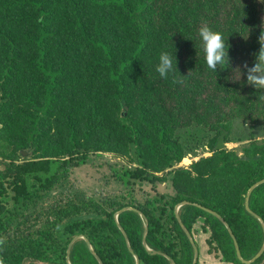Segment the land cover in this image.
I'll list each match as a JSON object with an SVG mask.
<instances>
[{"label": "trees", "instance_id": "16d2710c", "mask_svg": "<svg viewBox=\"0 0 264 264\" xmlns=\"http://www.w3.org/2000/svg\"><path fill=\"white\" fill-rule=\"evenodd\" d=\"M203 26L229 48L215 73L204 62ZM262 46L259 0H0V264H100L96 255L103 264H136L135 255L140 264H193L178 216L221 261L245 264L224 222L242 258L255 257L264 183L251 211L246 199L264 180V137L234 132L264 127V97L243 76L229 78ZM161 51L176 58L166 78L155 71ZM223 132L225 145L244 144L217 151ZM199 149L210 156L178 167ZM106 153L128 160L114 169L117 186L71 180ZM126 207L118 222L132 251L115 218ZM81 235L90 246L78 239L68 261ZM261 263L264 253L251 264Z\"/></svg>", "mask_w": 264, "mask_h": 264}, {"label": "rangeland", "instance_id": "374dc122", "mask_svg": "<svg viewBox=\"0 0 264 264\" xmlns=\"http://www.w3.org/2000/svg\"><path fill=\"white\" fill-rule=\"evenodd\" d=\"M261 7L264 11V0H259ZM237 125L234 132V137H240L243 141H246L247 138L253 133L258 140L264 137V127L257 125L254 128H250L249 124ZM1 128V125H0ZM244 142L241 143H227L225 146L228 149H239ZM202 156H210L208 149H199L193 155H188L183 161L178 165V167H189L193 161L198 160ZM23 157V156H22ZM31 157V154L27 156ZM23 157V158H27ZM90 160L87 164H84L77 169L73 170L71 175V180L78 185H81L83 188L94 189L95 187H102L105 184H109L110 186H117L116 178L114 176V169H121L124 167L123 165H128V160L126 158H117L112 154H100V155H91ZM187 159V160H186ZM4 166L0 164V169ZM121 172V171H120ZM161 176V174H159ZM167 182H162L158 185V191L161 193L167 192L169 188ZM138 197L142 196L139 192L140 188L136 186ZM144 190L151 192V185H144ZM171 191V190H168ZM198 244H202V242L197 241ZM201 249V247H199ZM203 253L200 257V264H204ZM220 263V261L218 262ZM222 264H228L222 262Z\"/></svg>", "mask_w": 264, "mask_h": 264}, {"label": "clouds", "instance_id": "9594fccd", "mask_svg": "<svg viewBox=\"0 0 264 264\" xmlns=\"http://www.w3.org/2000/svg\"><path fill=\"white\" fill-rule=\"evenodd\" d=\"M198 36L207 68L214 73L225 69L229 63V48L224 37L207 26L199 28ZM244 68L246 72L236 70L229 79L235 82L243 76L247 84L258 90V96L264 97V46L255 54L252 66L245 64ZM155 71L161 78L172 75L176 71L175 53L161 51Z\"/></svg>", "mask_w": 264, "mask_h": 264}, {"label": "water", "instance_id": "95a60500", "mask_svg": "<svg viewBox=\"0 0 264 264\" xmlns=\"http://www.w3.org/2000/svg\"><path fill=\"white\" fill-rule=\"evenodd\" d=\"M225 137H226V132H223V134L220 136V138H219V140H218V143H217V145H216V148H215L217 151H218V150H222V149H224V147H225ZM29 154H30V153H29L28 151H24V150L21 151V155H22L23 157H27ZM263 183H264V180H261V181L257 182L256 184H254V185L249 189V191H248V195H247V199H246V208H247L249 211H251L250 208H249V199H250V195H251V193L253 192V190H254L256 187H258L259 185H261V184H263ZM187 203H188V202H183V203L179 204V205L177 206V208H176V212L179 211V208H180L182 205L187 204ZM130 209H131V208H129V207H126V208L122 209L121 211H119L118 213H116L115 218H116V220H117V223H118L119 228L121 229V231L123 232V234H124V236H125V238H126V241H127V244H128V247H129L130 251H132V248H131L130 243H129V240H128V236H127L126 232L124 231V229L121 227V225H120L119 222H118V216H119V214L122 213L123 211L130 210ZM205 210L208 211V212H211V211L208 210V209H205ZM211 213H213L214 215H216L220 220H222V221L224 222V220H223L218 214H216V213H214V212H211ZM178 219H179V222H180L182 228L184 229V231H185L186 234L188 235V237H189L191 243H192L193 246H194V261H193V264H197V262H198V258H199V251H198V248H197V246H196V244H195L194 239L192 238V236H191V234L189 233V231L187 230V228L184 226V224H183V222L181 221V219L179 218V216H178ZM259 220H260V222H261V224H262V226H263V230H264V221H263L261 218H259ZM224 223H225V225L227 226V228L229 229V231H230V233H231V235H232V237H233V239H234V241H235V246H236V251H237L238 258H239L243 263H245V264H251V263L255 262L259 257H261V255L264 253V245L262 246L261 250L257 253V255H256L255 257H253V258H252L251 260H249V261L244 260V259L242 258V256H241V252H240L239 245H238V243H237V241H236V239H235V237H234L232 231L230 230L228 224H227L226 222H224ZM147 233H148V227L146 226L143 242H144V245H145V247L147 248V250L151 251V249L147 246V242H146V236H147ZM78 239H85V240L87 241V243L89 244V246H90V242H89V240H88L85 236H82V235H81V236H78V237L74 238V239L72 240V242L70 243L69 248H68V261H69V254H70L71 248H72L74 242H76ZM96 257H97L99 263H100V264H103V262L101 261V259H100L97 255H96ZM135 259H136V264H140L139 257L135 255ZM171 261H172V260H171ZM69 264H70V261H69ZM172 264H175V262L172 261Z\"/></svg>", "mask_w": 264, "mask_h": 264}, {"label": "crops", "instance_id": "0c3cea01", "mask_svg": "<svg viewBox=\"0 0 264 264\" xmlns=\"http://www.w3.org/2000/svg\"><path fill=\"white\" fill-rule=\"evenodd\" d=\"M205 239H206L205 234L198 233L197 238H196V243H197V241L202 242V244L197 243V248L199 251V258H198L199 264H200V257H201L202 253H203V258H204V261H203L204 264H222L223 261H221L219 258H216L213 254H210L208 252V245H207ZM199 247H201V249H199ZM219 261H220V263H218ZM224 263H226V262H224ZM228 264H231V263H228ZM261 264H264V263H261Z\"/></svg>", "mask_w": 264, "mask_h": 264}, {"label": "bare ground", "instance_id": "6f19581e", "mask_svg": "<svg viewBox=\"0 0 264 264\" xmlns=\"http://www.w3.org/2000/svg\"><path fill=\"white\" fill-rule=\"evenodd\" d=\"M187 160V159H186Z\"/></svg>", "mask_w": 264, "mask_h": 264}]
</instances>
